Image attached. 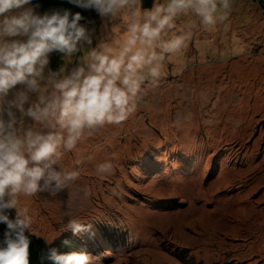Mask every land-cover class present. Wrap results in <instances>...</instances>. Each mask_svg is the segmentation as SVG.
Here are the masks:
<instances>
[{"label":"rangeland","instance_id":"obj_1","mask_svg":"<svg viewBox=\"0 0 264 264\" xmlns=\"http://www.w3.org/2000/svg\"><path fill=\"white\" fill-rule=\"evenodd\" d=\"M190 23L182 57L144 86L136 112L62 158L69 171L83 159L80 178L56 197L20 198L31 235L69 239L92 264H264V8L231 0L214 30L193 15L177 30ZM84 24L95 29L87 51L119 21ZM63 65L59 53L48 67ZM109 159L112 174L98 176L95 165ZM69 216L87 230L63 231Z\"/></svg>","mask_w":264,"mask_h":264},{"label":"clouds","instance_id":"obj_2","mask_svg":"<svg viewBox=\"0 0 264 264\" xmlns=\"http://www.w3.org/2000/svg\"><path fill=\"white\" fill-rule=\"evenodd\" d=\"M68 2L95 9L106 25L119 24L107 40L84 51L95 29L81 23L79 12L40 15L29 6L32 0H0V223L7 225L0 264H30L26 233L32 234V217L19 206L20 198L41 192L56 197L68 189L80 178L84 161L77 159L69 171L61 164L65 154L97 130L125 123L144 86L157 85L166 61L182 57L197 24L177 30V19L193 15L199 27L212 31L231 11V0H153L150 8H143L142 0ZM53 52L64 60L56 71L48 67ZM113 169L111 159L95 165L101 177ZM10 209L16 210L15 220L6 214ZM66 225L63 231L73 234L87 230L85 220L71 216ZM45 258L52 264H92L87 252L56 248Z\"/></svg>","mask_w":264,"mask_h":264},{"label":"trees","instance_id":"obj_3","mask_svg":"<svg viewBox=\"0 0 264 264\" xmlns=\"http://www.w3.org/2000/svg\"><path fill=\"white\" fill-rule=\"evenodd\" d=\"M258 1L260 3V6L264 8V0ZM152 4L153 0H142L143 8H150ZM32 5H39L37 7V10L38 14L40 15H43L45 13L50 14L53 11L65 9L69 10L72 14L79 12L84 17V19L81 21L82 24L97 22L99 17L95 9H84L69 3L68 0H32ZM58 57L59 52L51 53L50 63L52 65L56 64ZM6 214L9 215L10 219L15 220L16 213L13 209L7 210ZM6 229L7 225L4 223H0V240H3L4 232L6 231ZM26 234L29 235V238L31 240L30 264H52L51 261L45 258L50 248H56L59 253L76 251V244L69 239L62 238L60 241L48 245L43 239L35 237L29 233Z\"/></svg>","mask_w":264,"mask_h":264},{"label":"crops","instance_id":"obj_4","mask_svg":"<svg viewBox=\"0 0 264 264\" xmlns=\"http://www.w3.org/2000/svg\"><path fill=\"white\" fill-rule=\"evenodd\" d=\"M36 7V6H35ZM37 8V7H36Z\"/></svg>","mask_w":264,"mask_h":264}]
</instances>
